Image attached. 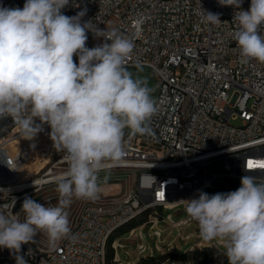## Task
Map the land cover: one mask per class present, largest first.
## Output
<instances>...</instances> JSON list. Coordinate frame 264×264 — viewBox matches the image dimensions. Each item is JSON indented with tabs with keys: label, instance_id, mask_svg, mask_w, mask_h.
<instances>
[{
	"label": "built area",
	"instance_id": "obj_1",
	"mask_svg": "<svg viewBox=\"0 0 264 264\" xmlns=\"http://www.w3.org/2000/svg\"><path fill=\"white\" fill-rule=\"evenodd\" d=\"M24 3L0 0V7L23 8ZM250 3L242 0L241 9L248 10ZM82 10V23L91 21L102 30L111 22L106 30L132 41L127 70H151L158 84L157 111L147 121L149 133L131 136L124 129L125 156L105 161L99 172H132L131 190L118 200L85 203L69 225L74 238L45 249L22 245L27 264H106L112 232L142 211L187 208L201 192L232 191L230 183H240L244 175L264 183V63L242 61L234 40L239 9L218 0H69L62 12L75 16ZM203 11L219 14L221 22L205 23ZM87 35L89 48L105 42L93 31ZM73 59L78 64V57ZM41 127L28 140L11 117L0 119V212L13 218L22 199L57 184L68 170L66 153L50 139L51 128ZM0 264H16L14 254L0 248ZM157 264L229 262L166 259Z\"/></svg>",
	"mask_w": 264,
	"mask_h": 264
},
{
	"label": "clouds",
	"instance_id": "obj_2",
	"mask_svg": "<svg viewBox=\"0 0 264 264\" xmlns=\"http://www.w3.org/2000/svg\"><path fill=\"white\" fill-rule=\"evenodd\" d=\"M218 3L239 9L234 40L242 61L264 63V0H251L248 10L241 9L242 0ZM67 5L69 0H25L23 8L0 7V119L11 117L28 140L46 123L54 148L66 153L69 165L56 178V206L25 198L23 221L0 212V248L13 253L16 264H27L21 248L33 242L37 230L52 244L74 238L66 211L73 198H99L104 162L125 156L124 129L131 136L149 133L147 121L157 111L152 89L127 70L132 41L115 29L82 23L84 10L63 14ZM203 13L205 23L221 22L219 14ZM88 31L105 42L87 47ZM186 212L202 239L224 242L229 264H264V183L257 177L242 176L235 191L201 192L188 201Z\"/></svg>",
	"mask_w": 264,
	"mask_h": 264
},
{
	"label": "rangeland",
	"instance_id": "obj_3",
	"mask_svg": "<svg viewBox=\"0 0 264 264\" xmlns=\"http://www.w3.org/2000/svg\"><path fill=\"white\" fill-rule=\"evenodd\" d=\"M110 24L111 22H108L104 25L102 30ZM129 72L134 79L139 78L147 83L152 89L151 96L154 99L158 84L151 77V70L144 66H132ZM232 123L237 124L238 120H232ZM99 178L102 192L98 199L73 198L71 205L66 209L69 225L85 203L114 201L129 192L133 173L101 174ZM239 187V182L230 183L232 191ZM25 198H31L45 206H56L59 200L57 184L45 186ZM25 198L18 204L20 221L25 219L21 211ZM219 242L220 240L202 239L197 222L187 214L186 208L175 210L148 208L112 232L106 248V264H157L166 259L225 261L228 258L225 255L224 243ZM32 243L35 247L43 249L49 248L52 244L47 233L41 230H37ZM205 249L208 251L205 252ZM115 256L117 262L114 261Z\"/></svg>",
	"mask_w": 264,
	"mask_h": 264
},
{
	"label": "trees",
	"instance_id": "obj_4",
	"mask_svg": "<svg viewBox=\"0 0 264 264\" xmlns=\"http://www.w3.org/2000/svg\"><path fill=\"white\" fill-rule=\"evenodd\" d=\"M205 252L208 251L207 249L204 250ZM204 261H210V260H204Z\"/></svg>",
	"mask_w": 264,
	"mask_h": 264
},
{
	"label": "bare ground",
	"instance_id": "obj_5",
	"mask_svg": "<svg viewBox=\"0 0 264 264\" xmlns=\"http://www.w3.org/2000/svg\"><path fill=\"white\" fill-rule=\"evenodd\" d=\"M39 139H40V140H42V138H41V137H39ZM176 209H179V208H176ZM174 210H175V209H174Z\"/></svg>",
	"mask_w": 264,
	"mask_h": 264
},
{
	"label": "snow or ice",
	"instance_id": "obj_6",
	"mask_svg": "<svg viewBox=\"0 0 264 264\" xmlns=\"http://www.w3.org/2000/svg\"><path fill=\"white\" fill-rule=\"evenodd\" d=\"M261 167H264V165H261Z\"/></svg>",
	"mask_w": 264,
	"mask_h": 264
}]
</instances>
